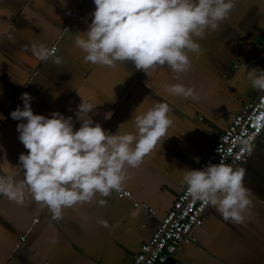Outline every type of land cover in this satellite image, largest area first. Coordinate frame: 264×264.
I'll list each match as a JSON object with an SVG mask.
<instances>
[{"label": "crops", "instance_id": "obj_1", "mask_svg": "<svg viewBox=\"0 0 264 264\" xmlns=\"http://www.w3.org/2000/svg\"><path fill=\"white\" fill-rule=\"evenodd\" d=\"M62 2L0 0V177L19 181L24 176L19 155L27 150L18 139L17 124L26 120H13L10 112L23 109L25 92L33 98L34 114L72 117L74 131L80 127L75 113L81 98L96 104L88 116L109 133L120 125L121 133L133 131L130 118L143 101L141 110L155 101L167 103L173 123L142 165L128 170L130 179L122 190L129 197L113 191L98 197L107 205H74L56 220L30 197L18 205L0 195V264H129L185 186L182 171L192 169L207 152L240 104L256 96L258 89L246 73L264 69V0H236L218 30L198 40L201 55L190 53L192 66L180 74L167 65L144 73L131 61L114 68L84 63L73 40L91 23L95 5L93 0ZM41 43L46 49L55 45L52 55L63 63L30 51L32 44ZM176 83L192 87L199 99L165 91V85ZM236 168L245 169L243 183L251 201L243 222L225 221L210 204L202 225L191 231L195 242L181 243L171 264H264V128ZM53 237L55 245L49 242Z\"/></svg>", "mask_w": 264, "mask_h": 264}, {"label": "clouds", "instance_id": "obj_2", "mask_svg": "<svg viewBox=\"0 0 264 264\" xmlns=\"http://www.w3.org/2000/svg\"><path fill=\"white\" fill-rule=\"evenodd\" d=\"M64 0L62 2V5ZM91 23L74 36L84 63L114 68L117 62L131 61L138 71L167 65L174 73L188 72L189 54L202 53L198 40L216 32L235 8L236 0H93ZM264 27V25H262ZM11 39V37H10ZM30 51L39 59L49 58L56 65L60 56L48 52L44 44H32ZM175 78H178L175 77ZM252 87L264 90V69L247 70ZM169 94L198 100L192 87L181 83L165 85ZM79 95V94H78ZM81 98V97H80ZM10 116L18 123V139L27 150L19 155L23 179L0 177V195L23 205L29 197L53 218H63V210L74 205L96 202L107 205L113 191L120 192L130 179L128 170L139 168L144 157L163 142L173 120L167 103L155 101L143 109L144 101L133 110V131H105L88 113L96 104L81 103L76 111L80 127L73 130L72 117L53 112L51 118L34 114L27 92ZM111 113L105 114L110 119ZM2 119V117H0ZM123 125V124H122ZM245 169L223 163L185 169L182 181L194 201L213 205L225 221L241 223L251 201L243 181ZM109 228L105 220L99 221ZM55 245L58 240L49 241Z\"/></svg>", "mask_w": 264, "mask_h": 264}, {"label": "built area", "instance_id": "obj_3", "mask_svg": "<svg viewBox=\"0 0 264 264\" xmlns=\"http://www.w3.org/2000/svg\"><path fill=\"white\" fill-rule=\"evenodd\" d=\"M52 54L55 45L47 48ZM264 60V50H263ZM3 119H0V125ZM264 128V90L242 102L231 116L225 128L215 133L212 145L195 163L193 168H202L211 163L227 164L234 169L242 164L249 148ZM119 197H129L127 190H121ZM144 212L152 211L143 204L138 205ZM210 204L194 201L186 191V186L175 195L170 208L160 218L148 241L139 248L129 264H171V257L184 241L195 242L191 231L202 225Z\"/></svg>", "mask_w": 264, "mask_h": 264}, {"label": "rangeland", "instance_id": "obj_4", "mask_svg": "<svg viewBox=\"0 0 264 264\" xmlns=\"http://www.w3.org/2000/svg\"><path fill=\"white\" fill-rule=\"evenodd\" d=\"M239 166V165H238Z\"/></svg>", "mask_w": 264, "mask_h": 264}]
</instances>
